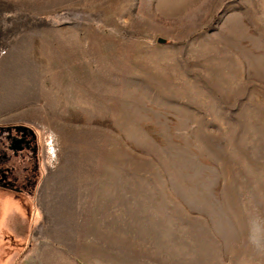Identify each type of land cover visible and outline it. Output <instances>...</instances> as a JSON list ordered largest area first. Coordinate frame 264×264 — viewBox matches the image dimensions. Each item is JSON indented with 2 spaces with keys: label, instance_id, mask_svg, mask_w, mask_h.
I'll return each mask as SVG.
<instances>
[{
  "label": "rangeland",
  "instance_id": "rangeland-1",
  "mask_svg": "<svg viewBox=\"0 0 264 264\" xmlns=\"http://www.w3.org/2000/svg\"><path fill=\"white\" fill-rule=\"evenodd\" d=\"M13 123L0 264H264V0H0Z\"/></svg>",
  "mask_w": 264,
  "mask_h": 264
},
{
  "label": "flooded vegetation",
  "instance_id": "flooded-vegetation-1",
  "mask_svg": "<svg viewBox=\"0 0 264 264\" xmlns=\"http://www.w3.org/2000/svg\"><path fill=\"white\" fill-rule=\"evenodd\" d=\"M38 155L37 135L31 127L21 123L0 125V189L17 195L32 192Z\"/></svg>",
  "mask_w": 264,
  "mask_h": 264
},
{
  "label": "crops",
  "instance_id": "crops-1",
  "mask_svg": "<svg viewBox=\"0 0 264 264\" xmlns=\"http://www.w3.org/2000/svg\"><path fill=\"white\" fill-rule=\"evenodd\" d=\"M42 198L40 197V192H38V194H37V200H38V203H39V205H40V208L41 209H43L44 211H45V208L42 206V203L40 202V200H41ZM42 210V211H43ZM47 210V209H46ZM43 211V212H44ZM49 211V210H48Z\"/></svg>",
  "mask_w": 264,
  "mask_h": 264
},
{
  "label": "water",
  "instance_id": "water-1",
  "mask_svg": "<svg viewBox=\"0 0 264 264\" xmlns=\"http://www.w3.org/2000/svg\"><path fill=\"white\" fill-rule=\"evenodd\" d=\"M25 128V126H23Z\"/></svg>",
  "mask_w": 264,
  "mask_h": 264
}]
</instances>
